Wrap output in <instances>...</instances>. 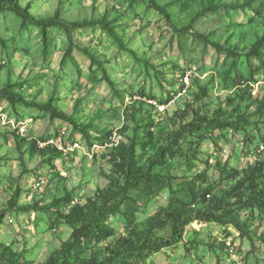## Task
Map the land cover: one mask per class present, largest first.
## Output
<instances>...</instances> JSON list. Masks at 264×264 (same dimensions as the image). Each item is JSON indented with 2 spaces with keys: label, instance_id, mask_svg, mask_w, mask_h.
<instances>
[{
  "label": "rangeland",
  "instance_id": "374dc122",
  "mask_svg": "<svg viewBox=\"0 0 264 264\" xmlns=\"http://www.w3.org/2000/svg\"><path fill=\"white\" fill-rule=\"evenodd\" d=\"M150 1L170 15L177 30ZM207 1L21 0L22 8L40 19L60 16L70 23L104 19L125 48L98 27L70 32L52 28L45 38L40 28L26 24L17 14L0 12V90L40 105L53 100L80 128L0 97V215L4 213L0 243L32 264L46 263L73 229L56 224L55 209L9 210L13 197L19 192L18 207H47L71 197L70 205L60 207L62 213H70L109 185L118 146L136 139L138 165L145 166L166 142L168 130L174 132L185 123L181 116L186 111L191 119L193 111L204 108L209 114L222 111L225 118L236 120L240 103L243 113L252 107L254 115L241 122L240 130H216L200 145L198 160L191 166L178 159L172 172L174 188L210 186L220 196L224 187L229 190L233 184L222 176L223 169L243 172L264 162V55L248 57L264 36V0H215L229 7L193 24L198 33L232 48L235 57L180 31ZM81 50L102 64L114 91ZM186 74L191 87L181 95ZM203 89L208 95L202 94ZM23 140L20 151L18 141ZM32 141L45 147L40 150L54 148L63 155L54 156L49 150L33 155ZM200 173L207 175L208 184L198 178ZM169 197L166 188L147 210L137 213V222L165 208ZM240 214L252 236L264 238V211L245 209ZM106 224L115 235L101 246L113 245L128 234L121 214L110 216ZM145 262L264 264V243L254 248L232 225L195 221L187 227L183 242L151 254Z\"/></svg>",
  "mask_w": 264,
  "mask_h": 264
},
{
  "label": "trees",
  "instance_id": "16d2710c",
  "mask_svg": "<svg viewBox=\"0 0 264 264\" xmlns=\"http://www.w3.org/2000/svg\"><path fill=\"white\" fill-rule=\"evenodd\" d=\"M150 5L165 16L169 26L174 30L178 29L163 8L153 1H150ZM223 7L229 6L216 3L215 0L203 3L180 31L188 32L198 40L210 44L219 53L225 52L227 55L235 57L236 53L232 48L211 41L193 27L198 19L208 13H215ZM7 11L17 14L26 24L40 28L45 38L52 28L70 32L82 30V28L98 27L106 31L121 48H125L111 24L104 19L72 23L61 19L60 16L40 19L24 10L21 0H1L0 12ZM81 51L90 59L92 65H95L104 75L103 81L114 91L113 83L105 74L102 64L88 51ZM263 55L264 36L253 45L248 57L261 58ZM202 94L208 95L207 89H203ZM0 97L11 105L21 104L27 107H36L50 115L51 119L67 122L76 130H80L73 118L68 117L54 106L53 100L45 105L35 104L8 90H0ZM262 104L264 105V100ZM189 108L194 107L189 105ZM251 108L247 107L248 113H243L241 104H237L235 112L238 114V119L236 120L225 118L222 111L209 114L204 108L193 111L192 119L188 111L182 113L181 119L186 120L185 123L174 132L168 130L166 142L158 147L156 153L143 167L138 165V157L135 152L136 139L131 140L128 145L121 144L113 155V171L109 185L103 190H98L93 198L86 201L85 205L74 206L70 213H62L60 207L64 204L70 205L71 197L57 200L47 207H18L19 192L9 202L8 209L16 212H47L55 209L56 224H67L73 229L70 238L44 264H146L145 259L151 254L183 242L187 227L195 221L205 223L215 221L223 226L232 225L256 248L257 243H264V238L252 236L250 225L242 220L240 212L245 209L264 211V162H259L256 166L243 172L236 170L227 172L226 169H223L222 176L227 181H232L233 184L229 190L224 187L220 196L215 194L214 188L210 186L200 189L193 186L177 189L171 182L174 181L172 172H174L175 162L178 159H185L191 166L193 161L198 160L199 148L204 141L210 139L216 130H240L241 122H248L249 117L254 115ZM147 134L152 137L150 130L147 131ZM82 135L87 138L83 131ZM25 143V140L18 141L20 151ZM30 146L33 155L35 153L44 154L48 150L54 156L61 157L63 155L54 148H48L46 151L40 150L37 141H32ZM198 178L204 181V184H208L205 173H200ZM166 188L170 191L167 206L145 222H137V213H140V210H147L155 198ZM2 214L0 215V224L3 223ZM115 214L125 217L128 234L119 237L113 245L101 246L102 242L115 235L114 229L106 224L107 219ZM0 264L32 263L13 251L10 246L0 243Z\"/></svg>",
  "mask_w": 264,
  "mask_h": 264
},
{
  "label": "built area",
  "instance_id": "2783aa9c",
  "mask_svg": "<svg viewBox=\"0 0 264 264\" xmlns=\"http://www.w3.org/2000/svg\"><path fill=\"white\" fill-rule=\"evenodd\" d=\"M183 86H184V89L181 93V95H185L187 94L189 88L191 87V77H190V74H186V76H184V79H183ZM39 148L40 149H44L45 147L44 146H41L39 144ZM262 150L264 151V146L262 147Z\"/></svg>",
  "mask_w": 264,
  "mask_h": 264
}]
</instances>
